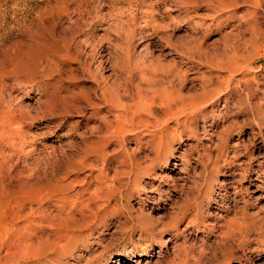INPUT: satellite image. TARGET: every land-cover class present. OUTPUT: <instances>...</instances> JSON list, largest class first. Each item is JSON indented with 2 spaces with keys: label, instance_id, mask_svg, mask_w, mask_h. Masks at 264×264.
I'll return each mask as SVG.
<instances>
[{
  "label": "rangeland",
  "instance_id": "1",
  "mask_svg": "<svg viewBox=\"0 0 264 264\" xmlns=\"http://www.w3.org/2000/svg\"><path fill=\"white\" fill-rule=\"evenodd\" d=\"M77 1L0 0V264H264V0ZM101 79L158 125L100 137Z\"/></svg>",
  "mask_w": 264,
  "mask_h": 264
},
{
  "label": "bare ground",
  "instance_id": "2",
  "mask_svg": "<svg viewBox=\"0 0 264 264\" xmlns=\"http://www.w3.org/2000/svg\"><path fill=\"white\" fill-rule=\"evenodd\" d=\"M88 0H79V1H77L79 4H81L82 2H85V3H88L87 2ZM91 1V0H90ZM76 2V4H78ZM85 3H83V4H85ZM78 4V5H79ZM98 4V3H97ZM87 5V4H86ZM79 9V8H78ZM65 12V11H64ZM95 12V11H94ZM64 14V13H63ZM87 15V14H86ZM79 18V17H78ZM98 18V17H97ZM77 27V26H76ZM75 30V29H74ZM53 35V34H52ZM61 36V35H60ZM91 40V39H90ZM73 41V40H72ZM37 44V43H36ZM258 45V44H257ZM69 47V46H68ZM67 47V48H68ZM258 47V46H257ZM54 48V47H53ZM188 48V47H187ZM190 49H191V47H189ZM35 49H37V47L35 46V45H33V48L32 47H30L29 48V56H28V58L30 57V55L32 56V62L31 61H29L28 59V61H27V63L29 64V65H27L28 67H29V69L31 68V67H33L34 68V70L35 69H37L39 66H40V64L38 63V61L36 60V56H37V52H36V50ZM70 53V52H69ZM75 53V52H74ZM185 54V53H184ZM71 56V55H70ZM73 57V56H72ZM189 57V56H188ZM34 58H35V62H34ZM48 60V59H47ZM18 61V60H17ZM21 61H19V63H20ZM46 62H48V61H46ZM54 62V61H53ZM12 63V62H11ZM10 63V64H11ZM18 63V62H17ZM24 63H26V62H24ZM49 64L48 65H52L51 63L52 62H48ZM20 65V64H19ZM81 65L82 66H86V63H85V60H83V61H81ZM14 66V71L16 70L17 72H19L20 71V69H19V66L17 65V64H14L13 65ZM23 66V65H22ZM21 66V67H22ZM26 66V65H25ZM24 67V66H23ZM57 67V65L56 64H54V66L53 67H49V72H51L53 69H55ZM89 67V66H88ZM32 68V69H33ZM9 69L10 68H8V71H9ZM25 69H27V67H25ZM29 69H27V70H29ZM10 70H12V68L10 69ZM40 70V69H39ZM45 70V69H44ZM7 71V72H8ZM22 71H23V69H22ZM36 71V70H35ZM41 71V70H40ZM6 72V71H5ZM10 72V71H9ZM48 72V73H49ZM11 73V72H10ZM22 73V72H21ZM5 74V73H4ZM20 74V73H19ZM73 75V74H72ZM16 77H17V75H15ZM46 76H48V74H46ZM49 76H51V75H49ZM48 76V77H49ZM47 77V78H48ZM59 77V76H58ZM69 78L70 79H75V77H72V76H69ZM67 79V78H66ZM70 79H68V80H65V81H69ZM16 80H17V78H16ZM18 80H19V78H18ZM20 81V80H19ZM75 81V80H74ZM73 80L71 81H69L71 84H72V86H76L75 84V82H74ZM21 82V81H20ZM100 82H101V85L102 86H100V95H99V97H98V99L97 100H92V98L90 97V96H88V95H85L86 97H84L85 99H86V102L88 103V104H90V106H91V109L94 111V113L95 114H99L100 113V111L102 110V105H104V104H106V107H107V109H106V112H109L110 114H112L111 116L113 117L112 119H108L107 118V114H102V118H101V126L103 127V128H105V130L102 132V135L100 136V137H102V138H106V139H108L109 138V136L112 134L111 132H112V129H113V132H115V134H120L121 132H123L124 134H128V133H131V132H134L135 130H138L140 127H138V124L139 123H142L141 124V127L143 126V127H145V126H147V125H149L148 124V122H151V127H154V126H157L158 125V122L156 121V125H155V123H154V121H150V120H148V119H143L142 117H140V116H137L135 113H130L129 114V117L130 118H132V117H134V119H133V121H134V123L132 124V127H130V128H127L125 131H122L123 130V125H125V124H123L122 122H121V113L122 112H124V111H127V108H131V107H134L135 109H133V110H137L138 108H136V107H139V106H137V104H138V102L137 101H133V104H124V103H122V100H121V98H120V96L117 94V93H115L114 92V89H112V88H110V85H108L107 86V81L105 80V79H101L100 80ZM66 83V82H65ZM150 83V82H149ZM148 83V84H149ZM168 83H170V82H168ZM3 84H1V86H2ZM5 85V84H4ZM69 85V84H68ZM6 86V85H5ZM157 86V85H156ZM67 88V87H66ZM71 88H69L68 90H70ZM1 90V89H0ZM152 93H154L153 91H151ZM158 92L159 93H161V94H164L165 95V87H160L159 89H158ZM167 94V96H163V98L162 99H160V98H158V99H155V98H153V100H152V103H153V101L154 100H157V103H158V105H159V107H161V108H163L164 109V112L166 113V114H168V113H182V112H184V110H186V109H188V106H186V105H184L185 103L183 102V101H180V102H177L176 100H174L173 98H169V97H171L170 95H169V93H166ZM152 96H155V95H152ZM2 97V96H1ZM0 97V98H1ZM73 97V99H71L72 101H74L75 99H76V97L75 96H72ZM97 98V97H96ZM2 99V98H1ZM146 100H147V98H146ZM146 100H144V101H142L143 103H141L142 104V108L141 109H148V114H150L151 115V112H150V107H151V104H147V101ZM69 103H70V101H69ZM198 103V102H197ZM9 104H11V103H9ZM9 104H7L6 102H1V100H0V114H2V113H7V114H11V117H10V119H8V120H4L3 121V123H5L6 121H7V123L8 124H10L11 125V122L13 121L14 123H15V121L17 120V118H16V115H15V110H16V108L17 107H13L12 105H13V103L11 104V106L12 107H10L9 106ZM71 104V103H70ZM74 104V103H73ZM227 105V104H226ZM105 106V105H104ZM197 106V105H196ZM19 107H21V106H19ZM199 107H201V106H199ZM79 108V107H78ZM198 108V107H197ZM196 108V109H197ZM21 109H22V107H21ZM21 109H20V112H21ZM189 109H191L192 110V107L190 106V104H189ZM188 109V110H189ZM187 110V111H188ZM202 110V109H201ZM128 111H130V110H128ZM102 112V111H101ZM189 112H191V111H189ZM19 114V116L21 115L20 113H18ZM94 115V114H93ZM137 117H136V116ZM191 115V114H190ZM96 116V115H95ZM21 118V116L19 117V119ZM186 122V120L185 121H181L179 124H181V123H185ZM19 123V122H18ZM126 123V122H125ZM179 124H177L178 126H179ZM152 125H154V126H152ZM95 127V126H94ZM94 127H92V129H94ZM97 127V126H96ZM95 127V128H96ZM113 127H116V128H113ZM94 131H95V129H94ZM98 131V130H97ZM99 132H101V131H99ZM107 132H110L109 133V135H108V133ZM100 134V133H99ZM154 136V135H153ZM112 137V136H111ZM110 137V138H111ZM124 137V135L122 136V138ZM98 138V137H97ZM96 138V139H97ZM101 138V139H102ZM136 138L137 139H140V136H137L136 135ZM154 138V137H153ZM98 140H100V138L98 139ZM103 140V139H102ZM100 142V141H99ZM105 142V141H104ZM100 143H102V142H100ZM88 144V143H87ZM86 144V145H87ZM90 144V143H89ZM88 144V145H89ZM85 146V145H84ZM47 181V180H46ZM51 183L50 182H46V183H44V186L46 187V189H48L49 191H51L52 193H54V195H55V198L53 199V202H54V204L55 205H58V206H61V205H63V206H65L66 204H68V203H74L75 205H77V204H80L81 205V207L83 208V207H85V208H87V207H89V201H90V199L92 198V199H94V200H96V198H97V200H98V198H100V196H93L92 195V197H90V198H88V199H86V200H83L82 198V200H77L76 198H79V197H76L75 199H72V200H68V197H60V196H56V194L57 193H55L56 191H58V190H60V189H62L61 188V184H55L54 186H52L51 188H49V185H50ZM102 184V183H101ZM59 185H61V186H59ZM65 185V184H64ZM67 185H69V184H67ZM67 189H68V187H67ZM43 191L45 190V189H42ZM60 192H61V190H60ZM106 193V192H105ZM58 194H59V192H58ZM51 195V194H50ZM62 195V194H61ZM101 198H102V196H101ZM80 199V198H79ZM109 200V199H108ZM41 201V200H40ZM38 204V203H37ZM95 204H97V203H95ZM99 205L100 204H97L96 206L97 207H99ZM38 206H39V204H38ZM40 206H41V204H40ZM67 206V205H66ZM62 207V206H61ZM37 208V207H36ZM39 208H42V206L41 207H39ZM38 209V208H37ZM65 210H66V207H65ZM76 210V209H75ZM31 212H33V210L31 209V211H30V213ZM37 212V215H38V218L40 219V220H44V219H48V214L44 211V209L43 210H37L36 211ZM86 212V211H85ZM72 214V213H71ZM25 215H28V213H26ZM24 215V216H25ZM35 215V214H34ZM67 216H69V215H67ZM66 216V217H67ZM21 217V216H20ZM38 221V220H37ZM42 221H40V223H41ZM38 224V223H37ZM42 224V223H41ZM22 226V225H21ZM23 227H18V231H20L21 229H22ZM25 228V227H24ZM22 241V240H21ZM27 242V241H26ZM17 244H16V246H14L16 249H17V252L16 253H18V249L20 250H22L23 251V249H22V242H20V240L18 241V242H16ZM25 244V243H24ZM13 245H15V243L13 244ZM26 245V244H25ZM15 250V249H14ZM20 250V251H21ZM27 250V249H26ZM12 253H13V251H12ZM20 253V252H19ZM22 253V252H21ZM20 253V254H21ZM122 259H125L127 262L128 261H130V258L129 257H126V256H122L121 257Z\"/></svg>",
  "mask_w": 264,
  "mask_h": 264
}]
</instances>
